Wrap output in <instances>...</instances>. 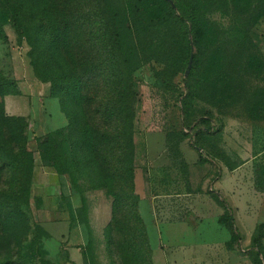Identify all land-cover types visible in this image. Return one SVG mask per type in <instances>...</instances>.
Here are the masks:
<instances>
[{
  "label": "rangeland",
  "instance_id": "374dc122",
  "mask_svg": "<svg viewBox=\"0 0 264 264\" xmlns=\"http://www.w3.org/2000/svg\"><path fill=\"white\" fill-rule=\"evenodd\" d=\"M258 222L264 0H0V264H264Z\"/></svg>",
  "mask_w": 264,
  "mask_h": 264
},
{
  "label": "trees",
  "instance_id": "16d2710c",
  "mask_svg": "<svg viewBox=\"0 0 264 264\" xmlns=\"http://www.w3.org/2000/svg\"><path fill=\"white\" fill-rule=\"evenodd\" d=\"M61 88H62L61 85H55L54 86V90H56V91H60ZM51 89L53 91V87ZM224 208H225V213H226V224L231 230L235 231V226H234L232 214H231V207L225 203ZM263 224H264V222H258L256 224L255 232L253 233V236H252L253 240L259 238V236H262L261 232H262V225ZM256 247H258V244H256Z\"/></svg>",
  "mask_w": 264,
  "mask_h": 264
},
{
  "label": "water",
  "instance_id": "95a60500",
  "mask_svg": "<svg viewBox=\"0 0 264 264\" xmlns=\"http://www.w3.org/2000/svg\"><path fill=\"white\" fill-rule=\"evenodd\" d=\"M189 59H190V55H189L188 61H189ZM185 72H186V69H185Z\"/></svg>",
  "mask_w": 264,
  "mask_h": 264
},
{
  "label": "crops",
  "instance_id": "0c3cea01",
  "mask_svg": "<svg viewBox=\"0 0 264 264\" xmlns=\"http://www.w3.org/2000/svg\"><path fill=\"white\" fill-rule=\"evenodd\" d=\"M180 244V243H179ZM182 246H185V245H182Z\"/></svg>",
  "mask_w": 264,
  "mask_h": 264
}]
</instances>
